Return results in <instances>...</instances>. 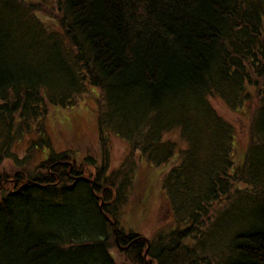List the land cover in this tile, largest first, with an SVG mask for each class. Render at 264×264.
I'll use <instances>...</instances> for the list:
<instances>
[{
  "label": "trees",
  "instance_id": "obj_1",
  "mask_svg": "<svg viewBox=\"0 0 264 264\" xmlns=\"http://www.w3.org/2000/svg\"><path fill=\"white\" fill-rule=\"evenodd\" d=\"M258 1L0 0V57L22 66L0 59V162L10 159L16 168L0 171V188L13 187L0 197V264H122L113 239L134 264H264ZM89 85L101 93L104 145L94 178L83 170L94 160L57 151L41 122L47 104L73 106ZM211 95L231 108L258 99L241 164L235 128ZM174 129L186 147L165 139ZM111 135L131 152L107 174ZM28 136L20 157L16 142ZM136 152L160 169L176 223L153 240L118 220Z\"/></svg>",
  "mask_w": 264,
  "mask_h": 264
},
{
  "label": "rangeland",
  "instance_id": "obj_2",
  "mask_svg": "<svg viewBox=\"0 0 264 264\" xmlns=\"http://www.w3.org/2000/svg\"><path fill=\"white\" fill-rule=\"evenodd\" d=\"M39 14L49 25L56 27L55 20L45 16L47 14L45 11L39 10ZM100 98L99 89L89 85L86 92L78 96V101L73 106L47 104L45 109L47 112L44 117H41V122L45 124L51 136L52 146L57 151L68 150L73 153L77 162L84 164L89 163V160H94L89 166L81 164L85 175L91 178L95 177V166L100 167L104 161V145L98 128ZM211 101L218 112L235 128V160L237 164H241L250 142L252 120L256 114L258 99L247 101L238 108L229 107L217 95H211ZM169 138L177 140L181 147L187 145L181 136L180 129L167 132L165 139ZM30 139L31 136H28L16 142L15 151L17 150L20 157L28 153ZM106 147L108 151L107 174H110L112 170L124 163L131 152V146L123 138L111 135L109 140L107 139ZM39 155L40 153L36 151L34 160H38ZM134 160L136 166L129 171L131 181L129 182L128 200L119 214V225L125 230L131 228L148 240H153L158 232H168L174 228L176 223L165 191L157 178L160 169L152 167L139 152L135 153ZM12 163L10 159L3 160L0 162V171H6L8 175H11L12 170L16 169ZM2 185L3 183L0 187ZM7 189L0 188V196ZM96 224L97 220L93 217L89 224L90 232L97 228ZM111 251L122 264H134L121 252L114 239Z\"/></svg>",
  "mask_w": 264,
  "mask_h": 264
},
{
  "label": "bare ground",
  "instance_id": "obj_3",
  "mask_svg": "<svg viewBox=\"0 0 264 264\" xmlns=\"http://www.w3.org/2000/svg\"><path fill=\"white\" fill-rule=\"evenodd\" d=\"M257 4L258 5H261V6H264V0H259L258 2H257ZM259 31H260V35H261V38H262V40L261 41H264V14H263V19H262V21H261V25H260V29H259ZM0 59H2V60H5V61H7L8 63H11L12 65H15V66H19L20 67V63H21V59H19V58H16V57H11V56H4V57H0ZM22 67V66H21ZM20 67V68H21ZM209 99H210V101H211V96L209 97ZM212 102V101H211ZM245 104V103H244ZM243 104V105H244ZM243 105H241V106H243ZM241 106H239V107H241ZM261 157L262 158H264V153H263V155H261ZM7 180H9V181H11V179H7ZM2 183V181H0V184ZM13 187H11V188H8L6 191H10L11 189H12ZM3 195V194H2ZM2 195L0 196L1 198H2ZM132 238V237H131ZM117 240H118V238H116ZM147 251H148V249H146V253H147Z\"/></svg>",
  "mask_w": 264,
  "mask_h": 264
}]
</instances>
